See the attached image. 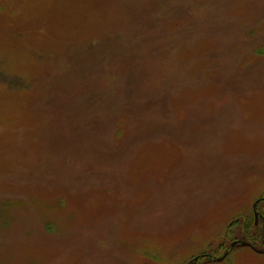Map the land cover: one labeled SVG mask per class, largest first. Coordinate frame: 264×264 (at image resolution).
Instances as JSON below:
<instances>
[{"label":"rangeland","instance_id":"obj_1","mask_svg":"<svg viewBox=\"0 0 264 264\" xmlns=\"http://www.w3.org/2000/svg\"><path fill=\"white\" fill-rule=\"evenodd\" d=\"M263 198L264 0H0V264H264Z\"/></svg>","mask_w":264,"mask_h":264},{"label":"water","instance_id":"obj_2","mask_svg":"<svg viewBox=\"0 0 264 264\" xmlns=\"http://www.w3.org/2000/svg\"><path fill=\"white\" fill-rule=\"evenodd\" d=\"M258 203H259V201L256 202V204L254 205V211H255V220H256V223L259 221V218H260V216H261V213L257 210ZM236 245H238V246H242V247H249V246H251V244H249V243H247V242H245V241L234 242V243H232L230 249H228V250L224 253V255H223L221 258L218 259V261H222V260H224V259L229 255V253L231 252V250H232ZM257 252H258V253H262V254H264V251H257ZM198 259H199V258H196V259H195V262H193L192 264H196L197 261H198Z\"/></svg>","mask_w":264,"mask_h":264},{"label":"flooded vegetation","instance_id":"obj_3","mask_svg":"<svg viewBox=\"0 0 264 264\" xmlns=\"http://www.w3.org/2000/svg\"><path fill=\"white\" fill-rule=\"evenodd\" d=\"M264 199V198H263ZM263 199H261L260 201H259V203L263 200ZM259 219H261V220H263L264 221V215L263 214H261V216H260V218ZM259 222V221H258ZM258 222L256 223V221H255V225H258ZM241 241H243V240H239V239H236V240H234L232 243H234V242H241ZM246 242V241H245ZM232 243H231V245H232ZM247 243H249V244H251V246H249L250 248H252L255 252H257V251H264V250H259L253 243H251V242H247ZM263 243H264V234H263ZM238 245H236L235 247H237ZM240 247V246H239ZM227 251V250H226ZM225 251V252H226ZM258 253V252H257ZM197 258H199L198 259V261L200 260V258H210V256H208V255H203V256H201V257H197ZM197 261V262H198ZM197 264V263H196Z\"/></svg>","mask_w":264,"mask_h":264}]
</instances>
